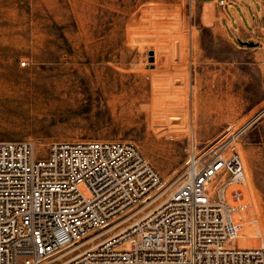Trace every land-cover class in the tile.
<instances>
[{"label": "rangeland", "instance_id": "obj_1", "mask_svg": "<svg viewBox=\"0 0 264 264\" xmlns=\"http://www.w3.org/2000/svg\"><path fill=\"white\" fill-rule=\"evenodd\" d=\"M207 1L0 0V140L29 141L43 153L54 141H131L170 192L182 180L194 136L205 153L229 127H247L238 150L253 188L231 184L224 196L238 206L232 192L241 189L249 203L232 220L253 222L256 238L237 245L264 246V40L259 46L255 33H235L231 0L214 7ZM153 81L180 87L178 106L155 113L165 115L158 132ZM197 86L200 120L192 101ZM79 188L90 195L86 185Z\"/></svg>", "mask_w": 264, "mask_h": 264}, {"label": "built area", "instance_id": "obj_2", "mask_svg": "<svg viewBox=\"0 0 264 264\" xmlns=\"http://www.w3.org/2000/svg\"><path fill=\"white\" fill-rule=\"evenodd\" d=\"M245 128L229 127L208 154L192 138L170 192L131 141H54L43 153L0 140V264H264V246L232 239L243 191L232 192L238 206L224 196L244 180Z\"/></svg>", "mask_w": 264, "mask_h": 264}, {"label": "bare ground", "instance_id": "obj_3", "mask_svg": "<svg viewBox=\"0 0 264 264\" xmlns=\"http://www.w3.org/2000/svg\"><path fill=\"white\" fill-rule=\"evenodd\" d=\"M179 88L180 87H177V85H175V83H173V82H168L167 84H165V83L160 84L158 81H153L154 97H153L152 105H153L154 109H153V113H151L152 114L151 122H152V127L155 129V132L160 131L159 126L163 123L162 117L165 116V115H162V116H157V118H155V113L160 108H163V109H165V111H168L171 107L175 108L176 106H178V104H176V103L174 104V99L176 97L175 93L177 92V90H178L177 93H179V91H180ZM193 90H194V92H193L194 98L192 101H193V108H194V120H200L201 116L203 115V109L201 107V104H203L204 99L202 97V93H201L200 88L198 86L196 88H194ZM151 98H152V96H151ZM221 104H223V101L221 102ZM152 105H151V107H152ZM154 122H156V126H158L157 128L155 127ZM194 138H195V136H194ZM106 140H114V139H106ZM35 147H36V145H35ZM210 151L205 152V154H208ZM224 181H225V177L214 179L213 183L211 184L212 188H218L219 186H221V184ZM245 182L250 188H253V181L248 178L246 173L244 176L243 183L245 184ZM178 184H179V182H178ZM247 207H248L247 203L246 204L243 203V209L242 210H245ZM252 224H253V222H246L244 224L237 225V226L233 224L234 229L232 230V237H233L232 239L234 241V244L237 245V243L240 239L245 240V239H255L256 238L255 237L256 234L253 231V227H251ZM105 231H108V230L106 229Z\"/></svg>", "mask_w": 264, "mask_h": 264}, {"label": "crops", "instance_id": "obj_4", "mask_svg": "<svg viewBox=\"0 0 264 264\" xmlns=\"http://www.w3.org/2000/svg\"><path fill=\"white\" fill-rule=\"evenodd\" d=\"M216 2L217 0H209L207 1V5L214 7ZM231 2L233 4L232 12L234 11L232 16H230L226 10L225 13L227 16H230L229 22L231 24L233 20L238 22L237 27L232 25L235 33H237L238 30L240 33L244 32L243 34L245 35L252 33L251 35L253 36V33H255L254 35L257 38L255 40L259 42V46H261V43H263L262 40H264V0H231ZM204 15L205 20L208 21L210 19L209 15H207V13ZM223 21L224 18L222 16L221 23H223ZM226 21H228V19H226ZM247 205L249 207V203H247Z\"/></svg>", "mask_w": 264, "mask_h": 264}, {"label": "water", "instance_id": "obj_5", "mask_svg": "<svg viewBox=\"0 0 264 264\" xmlns=\"http://www.w3.org/2000/svg\"><path fill=\"white\" fill-rule=\"evenodd\" d=\"M240 43L249 47H256L259 45V43L254 41H240Z\"/></svg>", "mask_w": 264, "mask_h": 264}, {"label": "trees", "instance_id": "obj_6", "mask_svg": "<svg viewBox=\"0 0 264 264\" xmlns=\"http://www.w3.org/2000/svg\"><path fill=\"white\" fill-rule=\"evenodd\" d=\"M247 222V221H246ZM245 223V222H244Z\"/></svg>", "mask_w": 264, "mask_h": 264}]
</instances>
